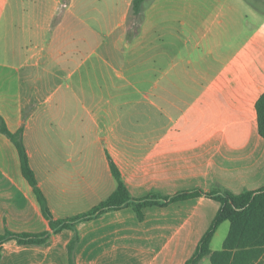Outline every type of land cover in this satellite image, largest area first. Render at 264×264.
<instances>
[{"label":"crops","instance_id":"obj_1","mask_svg":"<svg viewBox=\"0 0 264 264\" xmlns=\"http://www.w3.org/2000/svg\"><path fill=\"white\" fill-rule=\"evenodd\" d=\"M200 3L146 0L134 14L133 0H0V118L23 130L55 220L112 195L110 160L137 199L264 188V19L232 47L236 33L215 32ZM218 211L202 196L147 209L143 221L123 209L78 223L76 264H185ZM8 233L51 236L5 241L0 264H69L75 232L52 233L0 133V237Z\"/></svg>","mask_w":264,"mask_h":264},{"label":"trees","instance_id":"obj_2","mask_svg":"<svg viewBox=\"0 0 264 264\" xmlns=\"http://www.w3.org/2000/svg\"><path fill=\"white\" fill-rule=\"evenodd\" d=\"M146 0H133L132 9L138 14ZM258 116V132L264 138V94L256 105ZM0 133L7 136L18 149L22 172L33 187L44 216L51 222L52 233L72 230L75 237L68 246L69 264H76L75 249L78 243L76 225L81 222L98 219L109 212L131 209L139 221L145 218V211L150 208H164L171 204L206 196L219 204V211L211 227L208 229L192 257L185 264H200L208 258L211 264H264V188L258 191H247L239 195L228 191L213 190L204 193L200 190L185 191L171 197L151 195L137 199L131 196L122 176L110 160L112 173L117 181V188L104 202L91 211L68 220H55L46 197L39 187L38 180L30 166L28 153L23 140V130L12 132L5 121L0 118ZM230 224L229 233L221 250L212 251V241L224 223ZM51 233L40 235L12 234L0 237V261L2 258L1 245L7 240H16L22 245H44Z\"/></svg>","mask_w":264,"mask_h":264},{"label":"rangeland","instance_id":"obj_3","mask_svg":"<svg viewBox=\"0 0 264 264\" xmlns=\"http://www.w3.org/2000/svg\"><path fill=\"white\" fill-rule=\"evenodd\" d=\"M208 7L202 12L208 13L214 19V31L221 34L236 33L231 37V46H236L245 36L251 33L259 23L260 17L264 19V0H200ZM200 3V4H201ZM203 4V3H202ZM229 223L220 231L212 248L221 250L224 238L227 235ZM200 264H211L208 258Z\"/></svg>","mask_w":264,"mask_h":264}]
</instances>
